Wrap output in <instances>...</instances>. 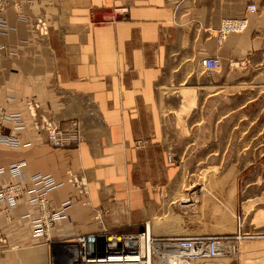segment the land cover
I'll return each instance as SVG.
<instances>
[{"label": "crops", "instance_id": "obj_1", "mask_svg": "<svg viewBox=\"0 0 264 264\" xmlns=\"http://www.w3.org/2000/svg\"><path fill=\"white\" fill-rule=\"evenodd\" d=\"M16 2L20 9L5 13L11 30L0 36V107L21 113L26 127L15 132L19 148L0 145V168L24 161L27 177L39 173L63 183L48 193L51 205H73L69 219L50 230L49 243L34 239L38 210L29 203L31 184L23 183L18 204L0 205V264H50L65 243L102 226L133 233L177 178L174 156L167 158L179 143L176 132L186 133L188 145L202 144L205 133L264 109V0ZM250 3L257 10L246 14ZM124 8L118 19L115 11ZM240 18L246 28L220 40L221 25ZM204 57H217L220 68L204 72ZM26 101L39 106L38 116L76 126L77 145H50L32 128ZM178 117L185 119L183 130L171 126ZM244 145L263 147L264 138L250 135ZM70 174L84 178L86 198L75 197L66 183ZM15 182L0 174V189ZM238 206L209 235H240L234 264H264V213L250 211L245 221Z\"/></svg>", "mask_w": 264, "mask_h": 264}, {"label": "built area", "instance_id": "obj_2", "mask_svg": "<svg viewBox=\"0 0 264 264\" xmlns=\"http://www.w3.org/2000/svg\"><path fill=\"white\" fill-rule=\"evenodd\" d=\"M19 10L16 0H0V36L10 29L5 13L8 8ZM255 4L250 3L245 7V13L256 12ZM117 18L120 19L127 13L126 9H119ZM41 28L43 24L40 22ZM247 26L245 18L235 21H226L221 25L218 35L223 40L228 33L242 32ZM43 29V28H42ZM0 44V50L2 49ZM201 69L210 73L220 68V60L217 57H204L200 60ZM25 107L31 119L32 128L39 134H44L47 142L54 148H65L77 145L80 140L76 126L62 127L57 122L38 116V105L32 101H26ZM10 127V132L4 130ZM24 118L19 112H8L0 107V145L10 149H17L21 143L15 132L25 129ZM171 161V156H168ZM26 164L19 161L0 168V174L7 173L16 181L14 184L0 189V205L5 203L7 207L17 204V199L24 193L22 184L29 181L31 194L29 203L35 204L38 210L37 217L32 221V237L45 240L49 243V232L56 222L68 220L67 211L72 207L73 201L67 200L59 206L49 203V192L59 188L63 183H56L49 175L33 174L27 177L24 173ZM75 190L76 198H86L88 190L84 178L70 174L67 181ZM87 205V203H84ZM5 218L9 220L7 209H3ZM24 215L22 218H27ZM149 226L143 231L133 233L111 232L104 226L95 234L81 235L72 242L65 243L61 251L51 259L50 264H153L154 261H163L164 264H195L203 260H215L223 257H236L234 239L241 237L228 235H204L193 237H177L158 239L151 235ZM5 243L0 232V244Z\"/></svg>", "mask_w": 264, "mask_h": 264}, {"label": "rangeland", "instance_id": "obj_3", "mask_svg": "<svg viewBox=\"0 0 264 264\" xmlns=\"http://www.w3.org/2000/svg\"><path fill=\"white\" fill-rule=\"evenodd\" d=\"M184 120L178 117L176 124L173 121L171 126L175 129L184 128ZM235 124L238 128L246 129L237 131V128H231ZM255 125L258 131H247V128H256ZM226 126L228 127H221V132L205 133L209 136L201 141L202 144L197 139L192 140V146L188 145L185 132H176L180 144H176L175 148H168L167 158L174 156L178 167L177 178L169 188L162 191L160 203L147 208L146 220L131 232L149 226L151 235L162 240L204 236L215 234L216 229L227 224L230 215L236 212L237 204L245 221L250 211L264 213V146L244 145L248 144L250 135L258 140L264 138V109L258 110L256 115L239 116L233 125ZM198 135L192 134L193 137ZM171 136L173 140L176 139L173 134H169ZM253 165L255 167L251 169ZM241 171L247 173H240ZM100 217L95 218L99 221ZM240 239H234L236 257L203 260L195 264L238 262L237 248Z\"/></svg>", "mask_w": 264, "mask_h": 264}, {"label": "bare ground", "instance_id": "obj_4", "mask_svg": "<svg viewBox=\"0 0 264 264\" xmlns=\"http://www.w3.org/2000/svg\"><path fill=\"white\" fill-rule=\"evenodd\" d=\"M241 19V18H240ZM235 21V20H234ZM8 24V23H7ZM229 34V33H228ZM2 45V44H1ZM57 183V182H56ZM25 184V183H24ZM48 196V195H47ZM49 200V199H48ZM18 204V203H17ZM149 230V232L151 233V231H150V228L148 229ZM54 256V255H53ZM158 262V261H157ZM156 261H154V263L153 264H164L163 263V261H160L159 260V262L157 263Z\"/></svg>", "mask_w": 264, "mask_h": 264}, {"label": "water", "instance_id": "obj_5", "mask_svg": "<svg viewBox=\"0 0 264 264\" xmlns=\"http://www.w3.org/2000/svg\"><path fill=\"white\" fill-rule=\"evenodd\" d=\"M140 232H142L143 231V229L142 228H140V230H139Z\"/></svg>", "mask_w": 264, "mask_h": 264}]
</instances>
